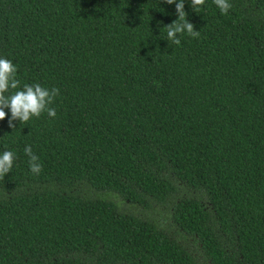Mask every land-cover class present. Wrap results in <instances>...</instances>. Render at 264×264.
I'll return each mask as SVG.
<instances>
[{
    "label": "trees",
    "instance_id": "16d2710c",
    "mask_svg": "<svg viewBox=\"0 0 264 264\" xmlns=\"http://www.w3.org/2000/svg\"><path fill=\"white\" fill-rule=\"evenodd\" d=\"M229 2L176 45L164 0H0L6 95L59 89L0 121V264H264V0Z\"/></svg>",
    "mask_w": 264,
    "mask_h": 264
},
{
    "label": "clouds",
    "instance_id": "9594fccd",
    "mask_svg": "<svg viewBox=\"0 0 264 264\" xmlns=\"http://www.w3.org/2000/svg\"><path fill=\"white\" fill-rule=\"evenodd\" d=\"M165 3L175 4L177 19L170 24L164 25L167 33V41L179 45L178 34L187 33L189 36L198 37L200 31L195 30L193 23L189 22L188 14L185 12L184 0H164ZM205 3V0H190L191 8L197 12L199 7ZM213 3L219 8L221 14L227 15L232 7L229 0H213ZM17 68L11 60L0 57V121L7 116L5 109H10L11 117L8 121L10 128H15L14 121L27 123L32 117H40L41 113L47 112L49 117L56 116V110L48 107L53 103L54 98L59 95V89L53 87L47 89L39 83L24 84L22 90L14 91L8 95L10 89H18L20 81L16 79ZM24 153L29 157V168L33 174H39L42 171V165L38 162V157L32 152L30 145H26ZM15 154L12 151H4L0 155V177H5L11 172Z\"/></svg>",
    "mask_w": 264,
    "mask_h": 264
}]
</instances>
